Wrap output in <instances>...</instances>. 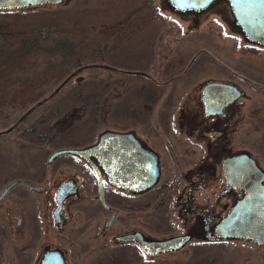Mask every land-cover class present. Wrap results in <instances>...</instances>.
<instances>
[{
    "label": "rangeland",
    "instance_id": "1",
    "mask_svg": "<svg viewBox=\"0 0 264 264\" xmlns=\"http://www.w3.org/2000/svg\"><path fill=\"white\" fill-rule=\"evenodd\" d=\"M52 10L70 14L85 11L83 31L68 25L33 42L14 31L8 33L11 39L7 43L0 42V132L8 130L80 67L106 65L112 70L90 69L80 73L56 97L30 115L18 131L0 137V194L9 182L29 175L30 159L35 156L41 163L53 150L79 148L95 141L100 133L142 126L144 121L146 126L168 125L160 123L161 113L175 117L191 93L189 84L209 76L235 80L246 91L247 97L241 100L243 117L234 145L252 154L264 168V48L246 42L242 34L230 33L217 13L196 27L170 12L163 0H70L62 6L1 12L0 30L15 15ZM76 62L81 66L77 67ZM210 70L211 74L206 73ZM142 71L152 78L135 74ZM181 71L183 82L179 77L172 82L173 101L166 104L169 88L155 102L157 90L170 87L160 84ZM185 79L190 83L184 82ZM144 104L147 110L152 107L150 116L144 114L147 112ZM145 116H148L146 120ZM59 123L62 128H57ZM32 127L50 133L53 140L43 142L42 149L29 145L20 136ZM64 159L69 169L65 177L56 175L57 180L82 174L79 160ZM14 197L15 193L8 196L0 207V264H38L44 241L29 236L26 227L18 230L3 215L5 206L18 215L27 212L24 203L13 204ZM32 207L28 205L33 213ZM82 207L85 203L73 208ZM103 221L104 216L98 226ZM157 223L152 226L157 227ZM83 224L79 217L69 229L73 231ZM89 224L90 241L76 235L71 239L54 235L52 244L67 252L68 264H264V249L243 241L199 243L181 253L154 258L121 256L122 248L102 241L96 223Z\"/></svg>",
    "mask_w": 264,
    "mask_h": 264
},
{
    "label": "flooded vegetation",
    "instance_id": "2",
    "mask_svg": "<svg viewBox=\"0 0 264 264\" xmlns=\"http://www.w3.org/2000/svg\"><path fill=\"white\" fill-rule=\"evenodd\" d=\"M69 1L62 0L60 5L48 3L28 9L0 11V13L62 6L68 4ZM163 3L178 18L193 23L194 26L197 25L196 27H200L201 25L198 24L204 19L210 18L211 14L217 13L227 24L230 33L241 34L239 29L234 26L235 20L228 0H216L212 6L201 12L184 13L176 12L169 0H163ZM226 70L228 71L227 67ZM144 72H140V75L144 78H152L149 73ZM183 73L181 71L178 76L160 84L161 87L168 85L170 87L157 90V95L153 97V100L156 102L164 90L171 88L166 102V104H170L173 101L174 93L172 82L183 79ZM206 73L211 74L212 72L210 70ZM219 74L222 75V73ZM184 82L190 83L186 79ZM189 87L191 93L187 95L175 117L169 116L165 112L158 117L161 120L160 123L168 125L146 126L144 121L142 126L112 130L119 134H130L142 152L152 153L158 157L161 177L159 183L150 190L134 193L130 188L122 189L112 184L106 168L96 155H90L88 159H85L64 154L51 159L56 151L67 147L51 151L48 158H43L41 163L36 156L31 158L29 175L18 177L4 187L0 197L10 184L20 182L5 195L0 202V207L13 193H15L13 204L21 202L27 205V212L23 215H18L8 206L4 207L3 215L12 221L18 230H23L26 227L30 231L29 236L38 241H44V249L38 264L46 247L60 249L68 264L67 252L52 244L54 235L60 239H71L76 235L75 237L78 238L83 237L84 241L86 239L90 241L87 231L91 222L96 223V231L99 232L98 236L102 241L107 244L112 243L115 248H122L121 256L137 255L144 259L181 253L188 247L199 243L239 241L218 239L215 236L220 222L229 215L237 203L248 195V190L245 187L236 186L230 180L229 169L235 165L237 160L246 158L247 155L264 172V168L257 158L246 152L245 149H236L234 145L233 139L243 117L244 105L241 100L247 95L229 101L230 91L233 89L243 90L242 85L235 80L220 77L209 76L202 81L190 83ZM215 89L222 92V95L217 103L209 104ZM224 102L226 104L222 105ZM151 108L150 106L147 110L144 104V109L147 110L144 114L150 116ZM148 116L143 118L146 120ZM20 126L13 132L0 137L11 135L18 131ZM39 129L37 127L25 129L20 137L26 140L29 145L40 146L42 149L43 142L53 140V136L45 130L39 132ZM101 134L95 141L79 148L96 145ZM65 157L79 160L83 170L82 174L78 176H66L59 181L56 175L65 177L69 169ZM70 181L79 187L76 194L69 196L60 208L55 199L56 194ZM101 184H103V195L100 194ZM262 184L264 185V181ZM36 202L37 205L34 204ZM77 202L85 203V207L75 210L73 207L78 204ZM92 204H95V207ZM28 205L35 208L33 213ZM103 216L105 221L102 226H98V221L101 222ZM76 217H80L84 224L72 231L69 227L74 223V219H77ZM156 222H158L157 227H155L156 225L152 226V223ZM129 235L155 240L183 236H188L190 239L179 251L150 256L135 241L121 239ZM243 242L253 243L260 249H264V244L255 241Z\"/></svg>",
    "mask_w": 264,
    "mask_h": 264
},
{
    "label": "water",
    "instance_id": "3",
    "mask_svg": "<svg viewBox=\"0 0 264 264\" xmlns=\"http://www.w3.org/2000/svg\"><path fill=\"white\" fill-rule=\"evenodd\" d=\"M176 12H201L212 6L216 0H169ZM233 16L234 26L239 29L244 40L254 46L264 48V0H228ZM60 5L62 0H0V11L14 9H28L44 4ZM90 69H109L106 65H85L70 74L63 83L48 97L29 108L8 130L0 132V136L13 132L30 115L44 106L80 73ZM141 74V73H135ZM213 89L216 87H212ZM230 100L245 97L243 90L230 91ZM222 92L217 89L212 92L210 103H217ZM226 104L224 102L222 105ZM64 154L88 159L96 155L102 161L112 184L122 189L130 188L134 193H142L155 187L161 177L158 157L152 153L141 151L136 140L130 134H119L105 131L96 145L88 148H66L56 151L51 159ZM230 180L236 186H243L248 190L246 198L237 203L233 210L217 227L216 238L225 240L255 241L264 244V172L260 170L247 155L235 162L229 169ZM20 182L10 184L0 197L5 195ZM102 183V181H101ZM79 185L73 181L67 182L56 194V202L63 206L65 200L76 194ZM100 194L103 195V184ZM59 208V209H60ZM124 241H135L150 256H157L169 252L179 251L187 244L190 237H175L166 240L143 239L136 235L121 238ZM39 264H67L66 257L60 249L46 247Z\"/></svg>",
    "mask_w": 264,
    "mask_h": 264
},
{
    "label": "trees",
    "instance_id": "4",
    "mask_svg": "<svg viewBox=\"0 0 264 264\" xmlns=\"http://www.w3.org/2000/svg\"><path fill=\"white\" fill-rule=\"evenodd\" d=\"M85 11H78L75 13H69L62 10H52L47 13H36L33 15H15L12 19H9L0 30V42L7 43L11 38L8 37V33L18 32L21 37L28 42L41 40L45 35L56 33V31L63 30L66 26H72L75 30L83 31V21L85 20ZM2 25V24H1ZM3 30V31H2ZM29 35V38H27ZM5 34V38H3ZM31 45H34L31 43ZM62 43L57 45L58 49H61ZM30 45L26 46L29 47ZM72 57V54H70ZM73 58V57H72ZM8 61V60H6ZM80 62H76L75 65L80 67ZM62 123H59L57 128H62ZM65 135V134H64ZM70 145V144H69ZM77 146V145H75Z\"/></svg>",
    "mask_w": 264,
    "mask_h": 264
},
{
    "label": "snow or ice",
    "instance_id": "5",
    "mask_svg": "<svg viewBox=\"0 0 264 264\" xmlns=\"http://www.w3.org/2000/svg\"><path fill=\"white\" fill-rule=\"evenodd\" d=\"M182 3H183V0H182Z\"/></svg>",
    "mask_w": 264,
    "mask_h": 264
}]
</instances>
